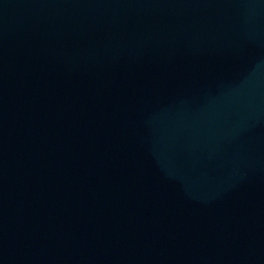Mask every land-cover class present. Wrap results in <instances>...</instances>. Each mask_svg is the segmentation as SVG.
Returning a JSON list of instances; mask_svg holds the SVG:
<instances>
[{"label":"water","instance_id":"95a60500","mask_svg":"<svg viewBox=\"0 0 264 264\" xmlns=\"http://www.w3.org/2000/svg\"><path fill=\"white\" fill-rule=\"evenodd\" d=\"M0 264H264V0H0Z\"/></svg>","mask_w":264,"mask_h":264}]
</instances>
